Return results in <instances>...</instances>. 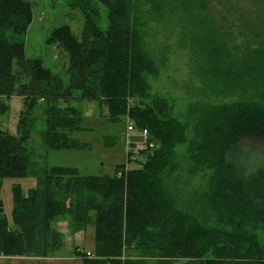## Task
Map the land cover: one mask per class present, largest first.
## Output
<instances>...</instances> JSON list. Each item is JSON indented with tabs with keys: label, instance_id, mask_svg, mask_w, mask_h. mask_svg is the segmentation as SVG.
<instances>
[{
	"label": "trees",
	"instance_id": "trees-1",
	"mask_svg": "<svg viewBox=\"0 0 264 264\" xmlns=\"http://www.w3.org/2000/svg\"><path fill=\"white\" fill-rule=\"evenodd\" d=\"M33 1L0 0V117L12 97L22 101L17 134L0 126V189L6 179L35 178L26 193L13 186L11 220L0 199V257H53L63 248L53 225L66 221L71 233L93 228L92 251L73 249L80 264H264L254 234L264 230V59L258 50L238 60L229 52L224 58V49L218 58L210 53L211 73L251 81L257 92L248 100L205 108L188 137L172 105L148 93L146 78L158 71L138 31L136 0H99L107 8L105 28L90 0H69L83 19L79 34L61 25L48 37L67 58V83L40 59L25 57ZM74 101L106 107L110 122L127 116L136 132L147 131L153 148L133 153L130 144L126 163L115 166L111 177L82 176L64 167L35 176L27 143L40 104L47 148H84L67 137L81 130ZM247 142L261 145L260 160L250 150L242 153ZM184 144L192 171L210 176L207 190L180 209L164 178L178 170L175 148ZM132 164L137 167L128 169Z\"/></svg>",
	"mask_w": 264,
	"mask_h": 264
},
{
	"label": "rangeland",
	"instance_id": "rangeland-1",
	"mask_svg": "<svg viewBox=\"0 0 264 264\" xmlns=\"http://www.w3.org/2000/svg\"><path fill=\"white\" fill-rule=\"evenodd\" d=\"M90 1L99 12L100 27L105 28L108 25L107 8L99 0ZM136 2L138 31L143 38L144 49L158 71L156 76L146 78L148 93L172 105L171 114L186 126L188 137L194 118L205 108L248 100L256 94L257 89L251 81H237L235 77L225 79L211 73L213 59L210 53L218 58L224 49V58L229 52L238 60L244 53L258 50L264 59V0ZM32 12V23L23 37L25 57L40 59L44 68L67 83V58L56 45L48 42V37L54 28L61 25H68L78 35L82 28V16L80 12L72 11L69 0H36L32 2ZM217 67L222 70L221 65ZM146 102L150 103V100ZM8 104L9 111L0 117V126L3 131L16 135L22 101L12 97ZM71 106L80 114L81 130L76 134L69 133L67 137L85 145L84 148L49 150L43 135L46 131L45 110L40 104L35 111L34 117L37 118L27 143L32 165L30 170L35 176H42L53 167H64L76 169L82 176L111 177L114 176L115 166L126 163L130 144H133V153L143 149L139 144L140 138L127 132L130 120L127 116L110 122L106 120L109 110L106 107L99 109L96 102L74 101ZM186 147L184 144L175 148L178 170L164 178L180 209L188 208L195 193L207 190L210 176L208 171H192ZM260 148L258 143L247 142L241 150L242 153L250 150L255 159L260 160ZM135 167L137 165L132 164L127 168ZM117 176L120 177V173ZM15 185L26 193L34 187L35 178L6 179L2 182L0 199L3 214L8 220H11L12 188ZM254 234L264 249V230L259 227ZM4 262L0 260V264Z\"/></svg>",
	"mask_w": 264,
	"mask_h": 264
},
{
	"label": "crops",
	"instance_id": "crops-1",
	"mask_svg": "<svg viewBox=\"0 0 264 264\" xmlns=\"http://www.w3.org/2000/svg\"><path fill=\"white\" fill-rule=\"evenodd\" d=\"M53 228L63 237V248L50 258H26V257H0L6 261L5 264H80V261L73 255V249L91 252L93 249L94 232L92 228H86L71 233L66 221H57ZM65 235L67 243L65 244Z\"/></svg>",
	"mask_w": 264,
	"mask_h": 264
},
{
	"label": "built area",
	"instance_id": "built-area-1",
	"mask_svg": "<svg viewBox=\"0 0 264 264\" xmlns=\"http://www.w3.org/2000/svg\"><path fill=\"white\" fill-rule=\"evenodd\" d=\"M127 132L137 135L140 138L139 144L141 143V146L143 148H146L147 146L149 147V149L153 148V144L149 143V135L147 131L144 130L141 132H136L134 129V125L130 120L127 122ZM131 159L134 160V157H132Z\"/></svg>",
	"mask_w": 264,
	"mask_h": 264
},
{
	"label": "bare ground",
	"instance_id": "bare-ground-1",
	"mask_svg": "<svg viewBox=\"0 0 264 264\" xmlns=\"http://www.w3.org/2000/svg\"><path fill=\"white\" fill-rule=\"evenodd\" d=\"M95 12V11H94ZM76 114V113H75ZM76 144V143H75ZM168 165V164H167ZM143 166V165H142ZM132 171V170H131ZM142 185V184H141ZM167 211V210H166ZM147 212V211H146ZM169 217V216H168ZM73 221V220H72ZM196 231V230H195ZM190 232V231H189ZM193 234V233H192ZM62 235V233H61ZM97 240V239H96ZM60 241V240H59ZM97 242V241H96ZM199 245V244H198ZM201 245V244H200ZM190 247V246H189ZM202 247V246H201ZM204 248V247H203ZM53 251V250H52ZM196 254V253H195ZM197 256V255H196ZM88 261V260H87ZM202 261V260H201Z\"/></svg>",
	"mask_w": 264,
	"mask_h": 264
}]
</instances>
